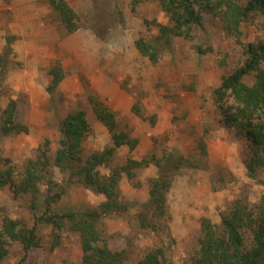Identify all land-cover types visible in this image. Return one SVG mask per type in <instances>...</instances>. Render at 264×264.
<instances>
[{
	"label": "rangeland",
	"instance_id": "1",
	"mask_svg": "<svg viewBox=\"0 0 264 264\" xmlns=\"http://www.w3.org/2000/svg\"><path fill=\"white\" fill-rule=\"evenodd\" d=\"M55 1L0 0V58L5 38L17 37L0 84V117L10 100H17L18 119L29 128L19 135L0 133V156L22 167L38 157L46 141L54 155L59 148L58 125L79 109L87 112L90 124L83 144L85 156L112 147L111 134L93 112L90 98L95 97L116 114L118 131L138 140L133 150L119 148L112 161L100 167L104 175L121 173L123 199L133 204L126 217L101 218L103 242L112 250H126L125 264H139L146 251L161 243L170 248L174 264H184L201 235L202 218L220 224V214L236 199L258 204L264 196V168L257 180L248 177L244 164L248 141L227 128L213 95L223 77L247 60L245 46L264 37V20L256 17L242 23L239 44L223 31L219 20L204 15V25L194 29L193 40L174 37L171 50L155 65L134 43L157 35L146 20L172 24L157 2L142 3L133 11L132 0H65L76 14L74 25H69L59 19ZM198 46L206 53L199 54ZM55 65L63 68L65 78L49 90ZM244 81L253 85L255 77L249 75ZM201 141L207 156L200 159V168L176 175L168 194L171 234L164 229L159 235L140 229L139 205L148 200L150 180L159 170L155 164L138 168L131 180L124 167L129 160L142 161L152 154L160 160L172 150L188 158ZM221 178L224 182H219ZM54 181L66 185V175L58 168H54ZM66 191L53 207L58 213L98 208L106 200L83 186L72 185ZM0 206L6 211L3 215L26 228L36 227L41 241V248L27 253L19 244L12 246L0 264H83L81 234L38 223L42 212L31 209L30 197L15 200L6 187L0 189ZM55 235L60 244L51 250Z\"/></svg>",
	"mask_w": 264,
	"mask_h": 264
},
{
	"label": "trees",
	"instance_id": "2",
	"mask_svg": "<svg viewBox=\"0 0 264 264\" xmlns=\"http://www.w3.org/2000/svg\"><path fill=\"white\" fill-rule=\"evenodd\" d=\"M149 1L157 2L172 23L166 25L146 20V26H154L157 35L150 39L140 37L134 43L137 51L155 65L160 64L164 53L171 50L174 37L193 40L194 29L204 25V15L219 20L223 31L236 38L239 44H242V23L256 17L264 20V0H132L133 11ZM54 5L59 19L74 25L76 14L67 2L56 0ZM5 40L0 58V84L5 80L17 37L8 35ZM245 47L247 60L223 77L213 95L217 110L225 116L227 128L248 141L244 164L248 177L257 180L259 170L264 168V37ZM196 50L199 54L206 53L201 46ZM50 75L53 79L49 90H53L64 80L65 72L61 66L55 65ZM249 75L255 77L253 85L244 81ZM90 102L96 118L112 136V147L85 156L83 144L90 133V124L87 112L76 110L67 114L58 125L59 148L54 155L50 154L49 141H46L39 147L38 157L29 159L22 167L10 158L0 156V189L8 187L15 200L30 197L31 209L35 213L42 212L36 220L38 223L80 233L83 264H125L127 251L112 250L106 241L103 242L99 228L102 217H126L133 204L123 199L119 187L121 173L112 171L104 175L100 167L108 165L119 148L129 146L133 150L138 140H131L128 134L118 131L116 114L100 100L91 97ZM18 109V101L10 100L0 117L2 136L29 132V128L18 119ZM196 150L188 158L177 150L165 152L160 160L152 154L142 161L129 160V165L124 167L131 180L138 168L155 164L159 170L158 175L150 180L148 200L139 205L136 220L140 229L156 235L164 229L171 234L168 194L176 175L200 168V159L207 156L205 142L201 141ZM54 168L66 175L65 186L54 181ZM72 185L102 194L106 200L98 208L56 212L53 207L67 192L66 188ZM213 186L217 190V185L213 183ZM42 187L46 188L45 192ZM5 212L0 206V261L10 255L11 247L16 244L21 245L25 253L41 248L36 227L26 228L21 221L3 215ZM220 217V224H214L209 218L201 219V235L184 264H264V196L258 204L238 198ZM55 238L51 250L60 244V237L55 235ZM143 256L139 264H174L170 248L164 243L146 251Z\"/></svg>",
	"mask_w": 264,
	"mask_h": 264
}]
</instances>
